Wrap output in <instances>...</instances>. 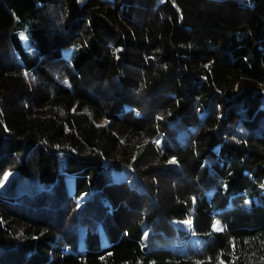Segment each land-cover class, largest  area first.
Instances as JSON below:
<instances>
[{
  "label": "trees",
  "instance_id": "16d2710c",
  "mask_svg": "<svg viewBox=\"0 0 264 264\" xmlns=\"http://www.w3.org/2000/svg\"><path fill=\"white\" fill-rule=\"evenodd\" d=\"M0 264H264V0H0Z\"/></svg>",
  "mask_w": 264,
  "mask_h": 264
},
{
  "label": "rangeland",
  "instance_id": "374dc122",
  "mask_svg": "<svg viewBox=\"0 0 264 264\" xmlns=\"http://www.w3.org/2000/svg\"><path fill=\"white\" fill-rule=\"evenodd\" d=\"M111 177L115 180H122V179H125L127 176H126V171L125 170H121V171H117V170H113L111 172ZM219 227V224L216 223V228Z\"/></svg>",
  "mask_w": 264,
  "mask_h": 264
},
{
  "label": "built area",
  "instance_id": "2783aa9c",
  "mask_svg": "<svg viewBox=\"0 0 264 264\" xmlns=\"http://www.w3.org/2000/svg\"><path fill=\"white\" fill-rule=\"evenodd\" d=\"M107 1H112V0H107Z\"/></svg>",
  "mask_w": 264,
  "mask_h": 264
}]
</instances>
